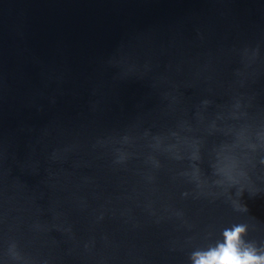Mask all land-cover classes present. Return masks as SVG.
<instances>
[{"label":"water","instance_id":"obj_1","mask_svg":"<svg viewBox=\"0 0 264 264\" xmlns=\"http://www.w3.org/2000/svg\"><path fill=\"white\" fill-rule=\"evenodd\" d=\"M264 257V0H0V264Z\"/></svg>","mask_w":264,"mask_h":264},{"label":"clouds","instance_id":"obj_2","mask_svg":"<svg viewBox=\"0 0 264 264\" xmlns=\"http://www.w3.org/2000/svg\"><path fill=\"white\" fill-rule=\"evenodd\" d=\"M243 228L224 233L226 243L206 254H197L196 264H264V257H257L250 251L241 252L239 236Z\"/></svg>","mask_w":264,"mask_h":264}]
</instances>
